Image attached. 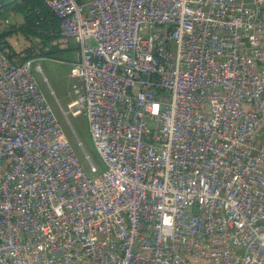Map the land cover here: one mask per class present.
I'll return each instance as SVG.
<instances>
[{
  "label": "built area",
  "instance_id": "1",
  "mask_svg": "<svg viewBox=\"0 0 264 264\" xmlns=\"http://www.w3.org/2000/svg\"><path fill=\"white\" fill-rule=\"evenodd\" d=\"M43 1L101 165L0 42V264H264V0Z\"/></svg>",
  "mask_w": 264,
  "mask_h": 264
},
{
  "label": "rangeland",
  "instance_id": "2",
  "mask_svg": "<svg viewBox=\"0 0 264 264\" xmlns=\"http://www.w3.org/2000/svg\"><path fill=\"white\" fill-rule=\"evenodd\" d=\"M7 3L8 6H1L0 10V18L9 19L2 29L7 31L3 39L8 41L11 48L20 53H29L27 50L29 47H40L39 44L43 42L40 34H34L31 30L23 32L19 29L20 25L26 23V7L23 3L16 4L19 2L8 1ZM75 45L72 40L70 47L61 49L55 46L56 48L47 54H44L43 48H40L41 52L38 55L44 57L38 60L41 63V70L36 71V75L43 92L55 109L67 136L75 145L84 164L87 166L86 155H88L92 161L101 165L90 136L87 120L79 110L73 107L74 96L71 92V83L76 78V72L70 62L75 59ZM77 138L80 139L81 144L78 143Z\"/></svg>",
  "mask_w": 264,
  "mask_h": 264
},
{
  "label": "trees",
  "instance_id": "3",
  "mask_svg": "<svg viewBox=\"0 0 264 264\" xmlns=\"http://www.w3.org/2000/svg\"><path fill=\"white\" fill-rule=\"evenodd\" d=\"M26 7L27 14L25 15L26 23L20 25L19 29L23 32L31 30L34 34H40L39 36L43 38V42L40 43V47H29L28 55H38L40 54V48L44 47V44H48L53 37L58 36V18L55 13L46 5L43 0H22L19 3ZM8 6L5 1H0V10L2 7ZM5 10V9H3ZM2 10V11H3ZM40 28V29H38ZM7 35V31L0 30V42L4 44H9L8 41L4 40V36ZM10 46V45H9ZM55 46H51L49 49L44 50V54L51 52Z\"/></svg>",
  "mask_w": 264,
  "mask_h": 264
}]
</instances>
